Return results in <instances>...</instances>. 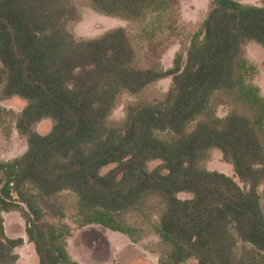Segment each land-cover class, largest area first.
Returning a JSON list of instances; mask_svg holds the SVG:
<instances>
[{"label": "trees", "instance_id": "obj_1", "mask_svg": "<svg viewBox=\"0 0 264 264\" xmlns=\"http://www.w3.org/2000/svg\"><path fill=\"white\" fill-rule=\"evenodd\" d=\"M182 1L0 0V99L27 102L15 119L27 150L0 162V264H17L15 250L24 245L5 234L2 214L12 212L20 213L39 264H79L66 241L88 226L134 244L156 235L159 250L148 251L158 264H264V99L244 56L248 42L264 49V6L209 0L185 61L176 54L164 70ZM81 5L138 26L147 60L124 28L76 37ZM165 78L169 90L148 101L144 95ZM220 91L250 105L254 119L218 118L210 102ZM124 94L138 101L124 121L112 122ZM46 119L52 129L39 135L34 128ZM212 150L243 188L202 168ZM154 161L160 165L149 170ZM63 193L74 198L73 229L64 222ZM47 215L56 223L44 222ZM130 215L144 219L145 231Z\"/></svg>", "mask_w": 264, "mask_h": 264}, {"label": "rangeland", "instance_id": "obj_2", "mask_svg": "<svg viewBox=\"0 0 264 264\" xmlns=\"http://www.w3.org/2000/svg\"><path fill=\"white\" fill-rule=\"evenodd\" d=\"M245 5L257 7L264 6V0H235ZM208 0H183L180 5L181 23L178 32L170 40L168 49L163 53L161 64L164 70L170 69L176 54H182L184 61L186 58V50L189 48L191 37L198 31L202 22L208 13ZM81 21L74 25L73 32L76 37L84 39L97 38L106 32L124 28L131 32L135 39V44L139 49L144 60L147 57L146 46L138 39V26H134L126 21L118 18H110L98 14L85 5L80 6ZM245 59L254 68V73L250 74L251 83L258 89L259 96L264 99V49L254 42H248L245 46ZM147 60V59H146ZM171 78H165L157 82L144 97H148V101L156 98L155 94H163L169 90ZM138 98L129 95H122L112 114L111 121L120 123L125 120L127 108L129 105L137 103ZM27 102L19 97L9 99H0V107L5 109L0 116V162L10 161L22 156L27 150L26 138L19 135L15 129V119L26 107ZM211 111L218 118H225L229 113L235 112L243 115L251 120L254 119L255 113L247 103L232 102V94L224 91L216 93L210 102ZM52 121L49 119L39 122L34 130L39 135H47L52 129ZM161 135L160 137H163ZM160 165V161L148 163L149 170L155 169ZM114 165H110L102 170L107 173ZM202 168L208 171H216L232 177L234 181L243 188V184L234 176L232 166L226 164L222 160V155L217 150L209 152V159L202 164ZM264 186L259 188V193L263 196L264 205ZM61 201L65 204V214L68 220L64 222L69 224L72 229L70 216L75 213L72 209L74 201L73 195L63 193ZM60 197V198H61ZM180 199H189V194L181 193L178 195ZM20 214V213H19ZM17 212L3 213L4 230L7 237L11 239L23 238L27 242L25 234V224ZM158 214L153 215L154 221ZM128 221L131 225L142 228L145 231V221L138 216L130 215ZM44 222L51 224L56 223L48 215ZM135 223V224H134ZM67 251L70 257L79 264H158V257L150 253L148 250L158 251L157 244L159 239L156 235L150 234L140 243L134 244L125 236L102 229L99 226H88L80 230L74 229L71 236L67 239ZM28 243L17 248L15 253L18 254L17 264H39L34 250ZM238 251L248 249L249 246L238 244ZM185 264H197L195 260H189Z\"/></svg>", "mask_w": 264, "mask_h": 264}, {"label": "crops", "instance_id": "obj_3", "mask_svg": "<svg viewBox=\"0 0 264 264\" xmlns=\"http://www.w3.org/2000/svg\"><path fill=\"white\" fill-rule=\"evenodd\" d=\"M208 3H209V0H208ZM24 224H25V223H24ZM22 239H23V238H22ZM23 240H24V239H23ZM26 243H28V245H29V246H27V247H30L31 249L33 248V249H32V252H33V250H34V246H33V244L29 243L28 241H27V242L24 241V244H26ZM34 253H35V251H34ZM35 255H36V253H35ZM36 257H37V256H36Z\"/></svg>", "mask_w": 264, "mask_h": 264}]
</instances>
